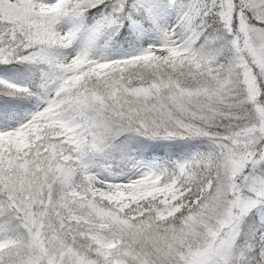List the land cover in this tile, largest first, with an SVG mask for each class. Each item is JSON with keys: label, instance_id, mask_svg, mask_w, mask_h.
Returning <instances> with one entry per match:
<instances>
[{"label": "snow or ice", "instance_id": "1", "mask_svg": "<svg viewBox=\"0 0 264 264\" xmlns=\"http://www.w3.org/2000/svg\"><path fill=\"white\" fill-rule=\"evenodd\" d=\"M0 264H264V0H0Z\"/></svg>", "mask_w": 264, "mask_h": 264}]
</instances>
